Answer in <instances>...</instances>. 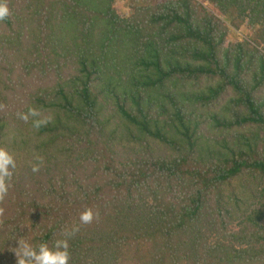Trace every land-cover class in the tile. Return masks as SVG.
I'll return each instance as SVG.
<instances>
[{
    "label": "trees",
    "instance_id": "obj_1",
    "mask_svg": "<svg viewBox=\"0 0 264 264\" xmlns=\"http://www.w3.org/2000/svg\"><path fill=\"white\" fill-rule=\"evenodd\" d=\"M3 2L0 264H264V0Z\"/></svg>",
    "mask_w": 264,
    "mask_h": 264
},
{
    "label": "clouds",
    "instance_id": "obj_2",
    "mask_svg": "<svg viewBox=\"0 0 264 264\" xmlns=\"http://www.w3.org/2000/svg\"><path fill=\"white\" fill-rule=\"evenodd\" d=\"M8 14V8L5 6L3 0H0V20H3ZM29 113L31 115L36 114L34 109H29ZM21 119L27 120L28 116L21 114ZM40 123V121H37L36 126L39 127ZM9 166L14 167V162L11 156H9L3 149H0V198H2L8 190L6 178L11 176ZM81 220L85 223L90 222L92 220L91 211L89 210L82 213ZM58 247L67 249V242H58ZM67 261L68 254L66 251L54 253L43 244L40 246L38 251H35L31 249L28 244H24L19 264H32V262H34V264H67Z\"/></svg>",
    "mask_w": 264,
    "mask_h": 264
},
{
    "label": "rangeland",
    "instance_id": "obj_3",
    "mask_svg": "<svg viewBox=\"0 0 264 264\" xmlns=\"http://www.w3.org/2000/svg\"><path fill=\"white\" fill-rule=\"evenodd\" d=\"M118 5L121 6V7L124 6L122 3H118Z\"/></svg>",
    "mask_w": 264,
    "mask_h": 264
}]
</instances>
